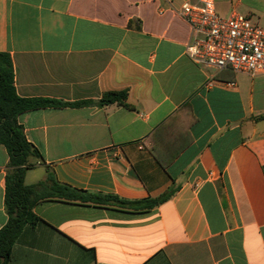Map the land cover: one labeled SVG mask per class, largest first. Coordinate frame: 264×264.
I'll return each mask as SVG.
<instances>
[{"label":"crops","instance_id":"crops-1","mask_svg":"<svg viewBox=\"0 0 264 264\" xmlns=\"http://www.w3.org/2000/svg\"><path fill=\"white\" fill-rule=\"evenodd\" d=\"M184 1L0 0L17 95L66 104L19 116L40 153L34 182L52 175L129 201L175 191L144 213L40 202L8 264H264V74L193 62ZM215 2L264 29V0ZM114 92L125 104L102 105ZM152 143L166 160L181 153L163 168ZM9 162L0 144V229Z\"/></svg>","mask_w":264,"mask_h":264},{"label":"trees","instance_id":"trees-1","mask_svg":"<svg viewBox=\"0 0 264 264\" xmlns=\"http://www.w3.org/2000/svg\"><path fill=\"white\" fill-rule=\"evenodd\" d=\"M14 82L15 74L11 57L8 53L0 52V144L4 145L10 154L5 189L8 221L0 229V264L9 263L13 247L22 231L27 226H35L40 221V218L33 212L34 207L40 202L60 200L99 206L110 205L122 210L144 213L163 204L174 194L175 191L171 189L158 198L129 201L116 195L90 193L73 188L58 182L52 175L44 181L27 185L25 176L27 171L33 167L31 159L39 158L40 153L28 142L24 129L19 123V116L27 111L47 106L60 107L66 104L46 99L21 98L17 95ZM126 95V92L110 93L101 101V104L115 102L125 104ZM83 104L79 103L76 106ZM171 121L167 120L151 135L154 144L162 133L170 128ZM153 143L149 146V150L163 168L173 163L181 153L182 148L166 160Z\"/></svg>","mask_w":264,"mask_h":264},{"label":"built area","instance_id":"built-area-1","mask_svg":"<svg viewBox=\"0 0 264 264\" xmlns=\"http://www.w3.org/2000/svg\"><path fill=\"white\" fill-rule=\"evenodd\" d=\"M179 12L191 28L186 54L193 62L237 74H264V29L252 19L236 11L221 16L215 0H186Z\"/></svg>","mask_w":264,"mask_h":264},{"label":"rangeland","instance_id":"rangeland-1","mask_svg":"<svg viewBox=\"0 0 264 264\" xmlns=\"http://www.w3.org/2000/svg\"><path fill=\"white\" fill-rule=\"evenodd\" d=\"M35 170H37V169L33 168V169H30L27 171L29 174V178L26 181L27 184L36 183V182H34L35 180H33V177H35L36 174H39L41 169L37 170V171H35ZM36 172H38V173H36Z\"/></svg>","mask_w":264,"mask_h":264}]
</instances>
